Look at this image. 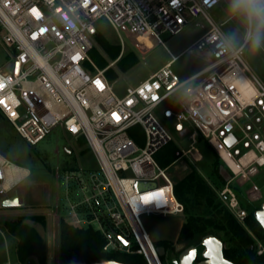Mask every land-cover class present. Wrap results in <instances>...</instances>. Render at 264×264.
<instances>
[{"label":"built area","instance_id":"2783aa9c","mask_svg":"<svg viewBox=\"0 0 264 264\" xmlns=\"http://www.w3.org/2000/svg\"><path fill=\"white\" fill-rule=\"evenodd\" d=\"M228 3L229 0H0L3 41L13 50L8 66L0 68V113L32 146L43 142L58 127L76 141H85L105 181L96 174L83 179L81 173H67V181H85L83 192L86 194L87 187L92 192L82 202L70 203L73 218L69 224L81 226L85 222L93 226L106 240V253L137 254L147 264H164L142 217L184 215L185 206L176 197L170 169L197 150L200 134L233 174L222 188L206 180L230 213L245 225L248 212L231 184L252 182L264 172V84L243 59L253 20L260 21L250 18L243 8L248 31L243 43L236 46L209 15ZM260 6L264 9V0ZM199 17L206 20L208 30L190 48L173 56L168 64L123 95L116 92L107 77V71L117 61L105 69L95 67L93 74L84 68L92 63L89 53L95 47L99 34L96 24L101 19L117 32L124 52L126 46L120 34L123 29H128L136 41L145 43L154 38L166 47L162 35H179L192 19ZM261 28L264 30V25ZM186 52H202L209 65L182 81L172 65ZM236 70L255 89L251 97L244 95ZM199 79L202 80L190 87ZM186 87L177 111L173 110L167 103ZM200 87V101L194 98L187 105L186 98ZM208 97L214 100L216 123L213 117L209 120L199 115L200 105ZM159 109L174 131L181 136L187 133L191 142L190 149H179L176 161L166 168L156 156L174 142V136L158 118ZM227 125H231L230 131ZM229 134L235 139L231 146L226 142ZM11 169L16 174L8 176ZM29 177L28 169L0 154V196L9 195ZM144 197L149 198L147 202ZM82 212L88 220L79 216ZM249 233L256 241L258 255H264V243ZM5 264L22 263L8 260Z\"/></svg>","mask_w":264,"mask_h":264},{"label":"rangeland","instance_id":"374dc122","mask_svg":"<svg viewBox=\"0 0 264 264\" xmlns=\"http://www.w3.org/2000/svg\"><path fill=\"white\" fill-rule=\"evenodd\" d=\"M236 5V0H229L228 5H221L209 12L210 17L221 27L228 38L239 46L243 43L247 35V18L243 7ZM259 23L253 20L252 35L257 30ZM96 28L101 36H103L111 44L120 45L117 32L109 24L106 19H101L96 24ZM209 28L208 23L203 17L192 19L183 32L179 35L172 36L170 34L162 35L161 39L166 47L157 43L152 38L145 43L136 41L130 34L128 29L120 31L121 37L125 42V50L121 48L120 58L129 52H135L140 62L127 73H120L118 79L113 81L114 88L119 95H123L128 88L136 87L141 82L147 80L153 73L168 64L172 57L179 56L185 50L190 48ZM4 31L0 27V68L8 66L13 55V50L7 48L3 41ZM260 47L254 48L252 40L249 41L244 49L243 59L252 73L264 84V33L260 27ZM95 51L89 53L91 64H85L84 68L88 73H95L96 68L102 69L116 61L108 56L104 48L95 41ZM117 63V62H116ZM209 65V59L202 52H186L181 55L172 65V70L180 79L186 80ZM109 70H117L114 67ZM234 74L239 77L240 87L245 96H252L255 89L249 80L236 70ZM108 77V76H107ZM199 79L192 83L190 87L195 86ZM188 87L177 93L173 100L167 105L177 111L178 101L183 97ZM203 87L194 91L185 100L190 105L192 99L200 101L199 92ZM216 99V98H215ZM215 109L214 100L207 98L202 101L199 109V115L208 116L209 120L216 123L218 118L213 114ZM162 109L156 113L158 118L169 128L174 136V144L181 150L187 151L191 147L188 141L187 133L179 135L173 129L171 122L166 121L162 117ZM193 126H195L193 124ZM196 127V126H195ZM196 151L189 154L188 158L182 159L170 169L172 178L181 179L191 168H195L201 175L212 182L211 164L213 161V153L211 150L199 144H196ZM85 150L86 152H82ZM0 154L10 162L26 168L30 171V177L9 195L0 196V264H5L8 260L15 263L17 240L9 235L4 224L7 221L17 220L22 216L45 217L46 226L27 221L33 225L44 237L47 244L48 264H62L59 245V227L62 220L68 223L72 222V213L70 203L78 204L85 199V196H91L92 192L87 187L86 194L82 187L85 181L80 184L77 180L67 181L66 175L70 172L81 173L83 179H89L92 174H96L105 181L94 154L88 149L85 141H76L73 137L67 135L61 127L51 131L47 138L38 144L32 146L16 131L15 127L0 113ZM222 160V159H221ZM193 161V162H191ZM233 165V164H232ZM235 170L237 167L233 165ZM83 173L85 175H83ZM174 180V179H173ZM240 186L244 184L239 182ZM246 187L252 186L248 193L250 201L259 206L264 201V172L252 179V182L245 183ZM222 188V187H219ZM18 194L24 207L21 208H2L1 203L7 197ZM82 219L88 220L85 213L79 215ZM143 223L151 236L152 240L157 243L173 242L179 238L181 228L186 220L185 215L180 216H143ZM81 226H88L85 222ZM180 247L184 243H179ZM6 246V248H5ZM6 250L10 253V257L4 258ZM165 264H172V256L167 255L163 258Z\"/></svg>","mask_w":264,"mask_h":264},{"label":"trees","instance_id":"16d2710c","mask_svg":"<svg viewBox=\"0 0 264 264\" xmlns=\"http://www.w3.org/2000/svg\"><path fill=\"white\" fill-rule=\"evenodd\" d=\"M96 40L112 61H117L118 71H107L108 79L111 82L118 79L119 72L127 73L140 62L139 56L133 51L120 58L121 46L111 44L100 34L96 36ZM106 67L107 65L102 69ZM198 142L213 153L212 184L216 187H224L233 178L232 172L202 134L199 135ZM178 150L179 148L171 143L157 154L156 159L162 167H169L176 161ZM172 179L175 182L176 197L185 206L186 220L181 228L179 243L200 241L207 235H213L223 242L225 257L235 264H264V255H258L256 241L249 233V231L252 232L264 243V229L254 216L260 206H255L247 195L252 186L246 187V184L240 186L238 182L231 184L242 208L248 212L245 225H243L219 200L212 185L196 168H191L186 174H183L181 179ZM27 221L46 226L45 217L40 215L22 216L4 224L5 231L17 240L16 260L22 264L28 262L30 264H48L46 241L40 232ZM155 244L157 247L169 248L174 243L157 242ZM59 245L62 264L92 263L101 260H114L123 264H147L141 255L104 252L106 240L93 226L71 225L62 220L59 227Z\"/></svg>","mask_w":264,"mask_h":264},{"label":"water","instance_id":"95a60500","mask_svg":"<svg viewBox=\"0 0 264 264\" xmlns=\"http://www.w3.org/2000/svg\"><path fill=\"white\" fill-rule=\"evenodd\" d=\"M231 128H232L231 125L226 126V129L228 131H230ZM226 142L229 146H231L235 142V139L232 134L228 135V137L226 138ZM1 206L2 208H6V209L21 208L24 207V204L21 202L19 195L15 194L4 199L1 203ZM254 216L255 219L264 229V203L262 204L261 208L255 212ZM119 238L122 240V242L125 245H127V242L124 239H122L121 237ZM202 246L204 247L202 255L205 261L200 264H233L230 261L224 259L223 256L224 244L219 238L213 235H207L202 240ZM158 252L162 257L167 256L166 249L163 246L158 247ZM196 254H197L196 248L186 249L180 254L179 264H193ZM72 264H123V263L114 260H101L99 262H92V263L77 262Z\"/></svg>","mask_w":264,"mask_h":264},{"label":"flooded vegetation","instance_id":"af4514ba","mask_svg":"<svg viewBox=\"0 0 264 264\" xmlns=\"http://www.w3.org/2000/svg\"><path fill=\"white\" fill-rule=\"evenodd\" d=\"M247 195H248V193H247ZM248 198H249V196H248ZM263 203H264V201L261 203V205H259L260 206L259 209L261 208ZM259 209H257V210H259ZM203 239H204V237L202 239H200V241L186 242V243L182 244L181 247H180V244H179V242L177 240L176 243H174L172 247H169V248H165L164 247V248L166 249L167 255H171L172 256V264H179V257H180V254L183 251H185L186 249H189V248H196L197 254H196V257L194 259L193 264H200V263L205 261L203 255H202L203 254V250H204V247L202 246V240ZM224 248H225V246H224ZM224 248H223L224 259H226V260L230 261L231 263L235 264L233 261H231V260H229L228 258L225 257Z\"/></svg>","mask_w":264,"mask_h":264},{"label":"clouds","instance_id":"9594fccd","mask_svg":"<svg viewBox=\"0 0 264 264\" xmlns=\"http://www.w3.org/2000/svg\"><path fill=\"white\" fill-rule=\"evenodd\" d=\"M261 0H236V5L243 7L248 13L250 18L256 17L260 23L257 25L256 32L251 36L252 46L254 48L260 47V27L264 25V9L260 6Z\"/></svg>","mask_w":264,"mask_h":264},{"label":"crops","instance_id":"0c3cea01","mask_svg":"<svg viewBox=\"0 0 264 264\" xmlns=\"http://www.w3.org/2000/svg\"><path fill=\"white\" fill-rule=\"evenodd\" d=\"M248 97H250V96H248ZM20 197V196H19ZM20 200H21V198H20ZM5 248H6V246H5ZM6 257V259H8L9 257H10V253L6 250V254H5V256H4V258ZM13 258L15 259L14 261L16 262L17 260H16V256H14L13 255ZM3 264V263H2Z\"/></svg>","mask_w":264,"mask_h":264},{"label":"bare ground","instance_id":"6f19581e","mask_svg":"<svg viewBox=\"0 0 264 264\" xmlns=\"http://www.w3.org/2000/svg\"><path fill=\"white\" fill-rule=\"evenodd\" d=\"M13 169H16L15 167L13 168ZM16 170H8V172H7V175L8 176H13V175H15L16 174V172H15ZM24 174H25V172H24Z\"/></svg>","mask_w":264,"mask_h":264},{"label":"snow or ice","instance_id":"6c2138e0","mask_svg":"<svg viewBox=\"0 0 264 264\" xmlns=\"http://www.w3.org/2000/svg\"><path fill=\"white\" fill-rule=\"evenodd\" d=\"M33 12H36V10L35 9H33ZM35 38V37H34ZM0 87H2V85H0ZM153 98H155V97H153ZM114 115V117L115 118H117V119H119V117L118 116H116V114H113ZM148 197H144V200H145V202H147L148 201Z\"/></svg>","mask_w":264,"mask_h":264}]
</instances>
